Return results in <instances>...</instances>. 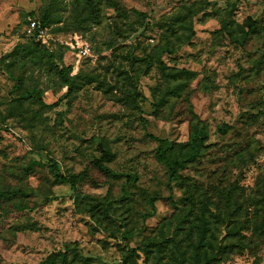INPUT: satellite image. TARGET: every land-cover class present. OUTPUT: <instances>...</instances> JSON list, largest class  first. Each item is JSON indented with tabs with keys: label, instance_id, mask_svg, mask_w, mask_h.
I'll use <instances>...</instances> for the list:
<instances>
[{
	"label": "rangeland",
	"instance_id": "rangeland-1",
	"mask_svg": "<svg viewBox=\"0 0 264 264\" xmlns=\"http://www.w3.org/2000/svg\"><path fill=\"white\" fill-rule=\"evenodd\" d=\"M86 1L0 0V192H20L0 198V264H264V0ZM44 12L70 94L23 58ZM195 124L208 146L171 190L150 136Z\"/></svg>",
	"mask_w": 264,
	"mask_h": 264
},
{
	"label": "trees",
	"instance_id": "trees-1",
	"mask_svg": "<svg viewBox=\"0 0 264 264\" xmlns=\"http://www.w3.org/2000/svg\"><path fill=\"white\" fill-rule=\"evenodd\" d=\"M87 5L89 9H93L95 7V0H87ZM33 20H36L40 22L42 28L47 29L50 26L52 20L51 13L44 12L40 18H34ZM59 22V21H58ZM56 22V23H58ZM257 22L249 19L248 23V31L245 32L242 41L239 43L243 44L247 41L248 37L256 32L257 30ZM29 24V23H28ZM27 36V35H26ZM34 41L33 43H28L26 46H24L23 50V58L24 59H31L32 61L38 64H42L43 66H46L48 64L50 70L54 72V74L57 76V78L60 80L59 87L67 88L68 94L71 93L73 89V85L76 77H71V73L73 68L71 66L67 67H59L56 65V61L58 60L57 55L55 52L51 51L50 48L46 47V43H42L41 41L36 40L35 37H28ZM174 53V51L170 49H165L160 54V57L165 53ZM161 62V61H160ZM162 65V63H160ZM182 74H185V71H180L176 74H169L171 76H182ZM17 88H21V82L18 81ZM35 91V90H34ZM152 109L154 112H159V104L157 102H152ZM47 108H54L57 106V103L52 105H44ZM143 120V119H142ZM220 131H223V129L220 127ZM152 139L156 140L159 143V146L157 147V150L155 152V156L157 160L161 163H163L169 172V180H168V187L172 190L173 185L175 182L179 181L182 177L180 172L187 168L190 164H193L197 162L201 155L202 150L205 149L208 146V134L203 130L200 129L199 125L195 124L194 127L191 130L189 139L185 143H176L173 141H169L168 139H158L156 137L150 136ZM177 149H182V153L179 157H176L174 155V152ZM105 155L100 159L99 161H96V165L98 168L106 175L108 176H116V174L110 170L108 167H106L103 163L104 162H111L114 159V156L111 154L110 151H104ZM52 170L56 172V182L61 185H69L71 190L75 192L76 194V200H80V192H79V183L81 180V175H70L65 176L62 173H59L58 165L55 161H51ZM128 179L130 181H135L136 176H129ZM18 191H6V192H0V198L7 197L12 198L16 194H19ZM22 194V193H21ZM190 201L194 202V198L190 199ZM151 212L148 214V217L153 216L156 213V207H155V200L151 199L149 201ZM132 236L131 232L125 233V240H128ZM137 253H141V255H138ZM135 254L137 256H141L144 259V262L149 258V250H146L145 248H138V249H130L128 255ZM213 257H209L207 259V262L205 264H211V261Z\"/></svg>",
	"mask_w": 264,
	"mask_h": 264
},
{
	"label": "built area",
	"instance_id": "built-area-1",
	"mask_svg": "<svg viewBox=\"0 0 264 264\" xmlns=\"http://www.w3.org/2000/svg\"><path fill=\"white\" fill-rule=\"evenodd\" d=\"M48 30L42 28L40 22L30 19L29 24L26 30V34L28 37H35L36 40L41 41L42 43H46Z\"/></svg>",
	"mask_w": 264,
	"mask_h": 264
}]
</instances>
